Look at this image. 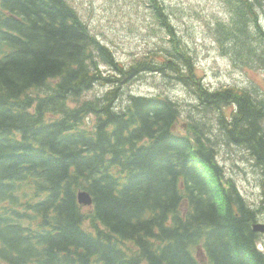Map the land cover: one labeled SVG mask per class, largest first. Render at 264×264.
<instances>
[{
    "label": "trees",
    "instance_id": "obj_1",
    "mask_svg": "<svg viewBox=\"0 0 264 264\" xmlns=\"http://www.w3.org/2000/svg\"><path fill=\"white\" fill-rule=\"evenodd\" d=\"M230 1L223 34L244 37L234 52L252 40L264 51V0ZM148 2L170 46L124 68L67 0H0V264H264L251 229L260 210L214 149L243 147L264 196V96L208 88L162 2ZM165 68L216 130L176 129L181 104L166 96L119 102L125 85ZM95 85L107 89L89 95ZM81 190L91 206L77 204Z\"/></svg>",
    "mask_w": 264,
    "mask_h": 264
},
{
    "label": "rangeland",
    "instance_id": "obj_2",
    "mask_svg": "<svg viewBox=\"0 0 264 264\" xmlns=\"http://www.w3.org/2000/svg\"><path fill=\"white\" fill-rule=\"evenodd\" d=\"M67 1L97 39L105 43L111 53L122 62L124 68L136 64L149 53L163 55L165 48L170 46L162 20L157 17L148 0ZM156 1L162 2L165 20L168 17L174 24L177 35L185 40L196 63L197 72L208 88H250L264 96V65L257 57L258 53L264 54L262 44L252 40L251 52L239 56L234 52V44L242 43L243 35L234 29L223 34L219 29V23L228 24L231 12L235 11L230 0ZM105 89L107 86L95 85L89 95H101ZM123 90L119 102L130 91L159 94L179 101L180 116L176 129L184 130L188 126L187 122L202 124L204 128L206 124L213 123L214 129H217V117H210L197 104L194 95L177 83L169 68H165L160 75L143 74L125 85ZM230 109L226 107L224 114L227 115ZM262 124L264 125V119ZM218 160L223 165L226 177L234 181L246 201L260 210L257 220L264 226L260 167L243 147L234 143L220 145ZM259 242V247L264 251V233Z\"/></svg>",
    "mask_w": 264,
    "mask_h": 264
},
{
    "label": "bare ground",
    "instance_id": "obj_3",
    "mask_svg": "<svg viewBox=\"0 0 264 264\" xmlns=\"http://www.w3.org/2000/svg\"><path fill=\"white\" fill-rule=\"evenodd\" d=\"M93 96H97V94H94ZM220 142H223V141L221 140ZM214 149L217 150V152L220 151V146H219V144L215 145V146H214ZM261 188H262V187H261ZM262 193H263V190H262ZM87 195L89 196V198H90V202L92 203V201H93L92 195H91L90 193H88ZM75 199H76V202H77L78 205H82V204H83V203L79 200L78 196H76ZM256 222H257V220L254 221V222H252V224H251V229H252L253 231H255V232H256ZM2 233H3V232H2ZM5 243H6V242H5ZM257 249H258L260 252H263L262 249H261L259 246L257 247Z\"/></svg>",
    "mask_w": 264,
    "mask_h": 264
},
{
    "label": "water",
    "instance_id": "obj_4",
    "mask_svg": "<svg viewBox=\"0 0 264 264\" xmlns=\"http://www.w3.org/2000/svg\"><path fill=\"white\" fill-rule=\"evenodd\" d=\"M78 198L82 203L90 202V198L86 193L79 194ZM256 229L264 230V226H256Z\"/></svg>",
    "mask_w": 264,
    "mask_h": 264
}]
</instances>
